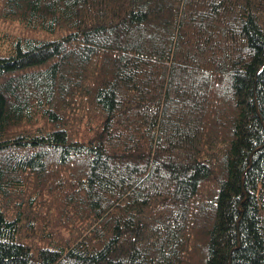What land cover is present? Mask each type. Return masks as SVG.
<instances>
[{
	"label": "trees",
	"instance_id": "obj_1",
	"mask_svg": "<svg viewBox=\"0 0 264 264\" xmlns=\"http://www.w3.org/2000/svg\"><path fill=\"white\" fill-rule=\"evenodd\" d=\"M0 25V264H264V0Z\"/></svg>",
	"mask_w": 264,
	"mask_h": 264
},
{
	"label": "rangeland",
	"instance_id": "obj_2",
	"mask_svg": "<svg viewBox=\"0 0 264 264\" xmlns=\"http://www.w3.org/2000/svg\"><path fill=\"white\" fill-rule=\"evenodd\" d=\"M5 28H6V27H1V25H0V29H1L2 31H4V30H5Z\"/></svg>",
	"mask_w": 264,
	"mask_h": 264
}]
</instances>
